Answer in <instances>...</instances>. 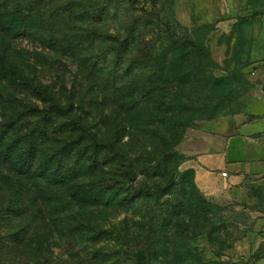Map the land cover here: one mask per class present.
<instances>
[{
  "label": "rangeland",
  "instance_id": "374dc122",
  "mask_svg": "<svg viewBox=\"0 0 264 264\" xmlns=\"http://www.w3.org/2000/svg\"><path fill=\"white\" fill-rule=\"evenodd\" d=\"M263 11L0 0V264H264V189L206 193L203 150Z\"/></svg>",
  "mask_w": 264,
  "mask_h": 264
},
{
  "label": "crops",
  "instance_id": "0c3cea01",
  "mask_svg": "<svg viewBox=\"0 0 264 264\" xmlns=\"http://www.w3.org/2000/svg\"><path fill=\"white\" fill-rule=\"evenodd\" d=\"M253 17L247 51L250 88L236 113L214 121L215 134L205 142L203 150L212 153L216 163L211 183L215 188L207 187L206 193L264 189V11Z\"/></svg>",
  "mask_w": 264,
  "mask_h": 264
},
{
  "label": "trees",
  "instance_id": "16d2710c",
  "mask_svg": "<svg viewBox=\"0 0 264 264\" xmlns=\"http://www.w3.org/2000/svg\"><path fill=\"white\" fill-rule=\"evenodd\" d=\"M93 136H96L95 134ZM99 145H101V141H97L95 142V147L97 148ZM103 194H106V193H103ZM73 221H75V223H78L79 226L84 229H86L87 227H91L92 226V222L91 221H87V220H84V219H80V218H73ZM80 227H78V229H80ZM99 232H107L109 231L108 229H105V228H97ZM103 251V250H102Z\"/></svg>",
  "mask_w": 264,
  "mask_h": 264
},
{
  "label": "built area",
  "instance_id": "2783aa9c",
  "mask_svg": "<svg viewBox=\"0 0 264 264\" xmlns=\"http://www.w3.org/2000/svg\"><path fill=\"white\" fill-rule=\"evenodd\" d=\"M222 174L224 175V174H225V172L223 171V172H222Z\"/></svg>",
  "mask_w": 264,
  "mask_h": 264
}]
</instances>
